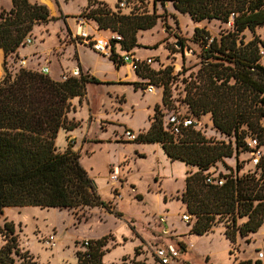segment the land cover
<instances>
[{"label":"rangeland","instance_id":"374dc122","mask_svg":"<svg viewBox=\"0 0 264 264\" xmlns=\"http://www.w3.org/2000/svg\"><path fill=\"white\" fill-rule=\"evenodd\" d=\"M28 1L45 6L49 21L33 27L29 35L32 44L19 48L15 58L11 54L7 57L1 54L0 83L17 72V60L21 57L26 58V69L48 67V76L53 80H61L62 75L70 76L76 67L86 77L95 79L85 85L81 100H71L74 109L67 117L79 125L72 133L65 132V137L57 136L56 146L64 151L73 142L72 150L79 154V161L95 182L101 199L122 216L117 217L100 207L7 209L0 217V227L5 221L14 223L21 252L28 251L36 264H70L66 255L71 252L77 259L83 252V240L96 241L105 237L101 248L105 264L109 258L117 264H131L132 260L157 264L155 250L167 245L180 249L179 264H239L245 261L254 264L256 252L264 251V225L253 236L237 237L235 243L224 240L223 222L213 226L205 237L195 235L193 239L189 231L194 219L189 224L182 220L188 213L179 197L184 191L185 178L197 168L171 161L160 144L141 145L123 136L124 130L136 135L145 133L155 121L163 124L171 112H190L186 100L199 85L203 62L202 48L194 39V30L200 28L220 38L230 29L227 23L218 20L194 22L187 14H177L170 0H132L133 5L122 9L118 6L120 0H114L111 7L101 0H95L91 7H88V0ZM98 3L121 14L155 13L159 16L151 29L137 31L138 46L131 50L140 58L151 60L149 66L141 67L143 74L151 72L148 78L139 77L124 65H115L107 56L88 46H79L80 40L73 38L79 18L90 27L92 38L107 39L114 33L99 30L88 17ZM10 5V0H0V9L9 10ZM241 36L244 42L254 36L264 42V25L253 32L245 29ZM79 58L87 70L82 71ZM261 63L264 66V57ZM165 82L169 94L163 104ZM148 85L157 87L154 93L147 92ZM198 119L202 124L198 132L207 140L233 144V138L225 137L213 127L209 113ZM251 156L250 152H239L237 157L217 162L207 173L211 179H216L220 174H228L231 166L236 174V159L242 164L237 175L253 172ZM68 234L72 235L71 239L66 237ZM4 243L0 237V247ZM42 254L47 257L42 258ZM59 256L61 261L56 263Z\"/></svg>","mask_w":264,"mask_h":264},{"label":"trees","instance_id":"16d2710c","mask_svg":"<svg viewBox=\"0 0 264 264\" xmlns=\"http://www.w3.org/2000/svg\"><path fill=\"white\" fill-rule=\"evenodd\" d=\"M10 1L9 10L0 9V60L1 50L4 57L11 54L15 58L33 27L49 21L45 6L28 0ZM170 1L176 12L187 14L194 22L227 23L230 14H234L232 26L220 38L195 28L194 39L202 48L203 62L199 85L186 100L189 114L198 118L209 113L213 127L234 142L210 141L192 128L175 137L163 130L160 121H155L137 136V144H160L171 161L197 168L185 178L179 197L191 220L194 219L190 234L203 236L223 222L225 238L235 243L237 237L257 233L264 225V156L253 165V172L240 176L237 172L242 164L236 159V174L229 167L228 174L212 179L223 180L220 186L207 182L210 178L207 171L224 158L237 157L239 152L252 153L247 138L255 139L257 148L264 147V66L260 53L264 42L255 36L244 42L240 37L245 29L253 32L264 25V0ZM94 3L95 0H88V7ZM88 17L99 30L120 35L119 43L125 51L138 46L137 31L151 29L159 18L155 13L113 12L100 3ZM108 58L115 65H122L114 53ZM135 73L148 78L151 72L143 74V68H138ZM90 81L95 79L82 73L79 77L53 80L36 71L19 69L0 83V217L8 207L67 210L100 207L122 216L101 199L79 161V154L72 150L73 142L64 151L56 146L59 130L69 132L78 127L79 123L69 120L67 115L74 109L71 100H81ZM168 94L165 82L163 104ZM0 237L5 242L0 247V264H36L28 251L21 252L12 221L3 223ZM104 242L105 237L91 240L90 246L78 254L76 264H105L101 251ZM131 264L145 262L132 260Z\"/></svg>","mask_w":264,"mask_h":264},{"label":"built area","instance_id":"2783aa9c","mask_svg":"<svg viewBox=\"0 0 264 264\" xmlns=\"http://www.w3.org/2000/svg\"><path fill=\"white\" fill-rule=\"evenodd\" d=\"M132 4V0H120L118 3V6L120 9L122 8H128ZM234 18V14H230L229 21L227 22L228 27L232 26V21ZM93 35L90 34L85 29V23L84 20L79 18L78 19V24L76 25V30L75 34L73 35V38H78L80 41L78 42L79 44H83L85 46H88L90 49L93 51L109 57L112 53H114L119 62L122 63V65H128L131 71L135 72L138 70V68H141L142 66L147 67L151 64V60L149 58L142 59L138 56H136L132 51H125L121 49L120 46V40L121 37L120 35L113 33L110 38L104 39V38H92ZM32 44V37L27 36L23 42H22V47L23 46H29ZM262 57H264V49H261L260 51ZM17 69H26L27 67V61L26 58L21 57L17 60ZM17 70V71H18ZM31 71H36L44 75H49L50 70L46 66L40 67L38 70H33V69H27ZM16 73V72H15ZM14 74V73H13ZM70 76L73 77H79L80 76V71L79 69L73 68L72 73ZM67 76L62 75L61 80H65ZM157 89L156 86L154 85H148L147 87V92L149 94L154 93V91ZM202 127V124L200 120L194 116H192L189 113H174L171 112L169 113L163 122V130L171 134L172 136H178L181 135L182 132L186 129H194L199 131ZM123 136L125 139L129 142H134L137 139V136L135 133H133L130 130H124L123 131ZM247 145L253 149L254 151L251 153V160L253 165H256L262 156V151L260 148H257V142L255 139L249 138L247 140ZM208 183H214L217 185H222L223 180H217L213 181L211 178L207 179ZM182 220L185 222V224H188L191 220V216L189 214H185L182 216ZM50 240H53V236L50 237ZM91 240H83L81 242V246L83 249H86L90 246ZM155 258L158 262V264H179L180 260V249L176 246L173 245H167L163 247H158L155 250ZM256 261H260L264 263V251L259 250L256 252Z\"/></svg>","mask_w":264,"mask_h":264},{"label":"crops","instance_id":"0c3cea01","mask_svg":"<svg viewBox=\"0 0 264 264\" xmlns=\"http://www.w3.org/2000/svg\"><path fill=\"white\" fill-rule=\"evenodd\" d=\"M41 1V0H40ZM101 1H104V3H106V4H108L110 7H111V5L113 4V2H114V0H101ZM11 2V1H10ZM9 8H11V5H10V7ZM177 14H179L178 12H176ZM201 22H203V21H201ZM90 27L89 26H87V25H85V29L88 31V32H90L88 29H89ZM79 46H82V47H84V48H87V46H85V45H83V44H79ZM22 50H24V49H22ZM92 50V49H91ZM93 51V50H92ZM1 53H3V51L1 50ZM4 54V53H3ZM136 55V54H135ZM137 56V55H136ZM139 57V56H138ZM79 65H80V68L82 69V71L83 70H87V68L85 67V65L81 62V59L79 58ZM123 67H129L128 65H125L124 64V66ZM73 131H69L68 133H72ZM60 134H62L63 136L65 135V131L64 130H60L59 132H58V134H57V136H59ZM65 137V136H64ZM63 141H64V139H63ZM141 145H145V144H141ZM164 153V152H163ZM262 155L264 156V147H263V152H262ZM166 156V155H165ZM183 165H185L184 163H183ZM184 167H186V165L184 166ZM229 167H231V166H229ZM94 184H95V182H94ZM97 187V186H96ZM183 205V204H182ZM26 208H32V207H24V208H15V207H8V208H4V210H3V212L5 211V210H7V209H15L16 211H22L23 209H26ZM26 211H28L27 209H26ZM19 222H22L21 221V219L19 218V220H18ZM255 234V233H254ZM254 234H250L251 236H253ZM71 236L72 235H70V234H68V235H66V237L68 238V239H71ZM88 237H90L91 239H96L95 237H92V236H89V235H87ZM192 236V235H191ZM204 237H205V235H203ZM193 237V239L194 238H196V236L195 235H193L192 236ZM226 242H228L227 240H226V238L224 239ZM191 241V240H190ZM210 241V240H209ZM183 251V250H182ZM70 254L71 255H69V256H67L66 255V257L68 258V259H70L69 261H70V264H76V259L74 258V257H72V253L70 252ZM60 255V254H59ZM42 258H46L47 257V254H42V256H41ZM65 257V258H66ZM61 256H59V258H58V260L56 261V263L57 262H60L61 261ZM109 258V257H108ZM256 259V258H255ZM108 260V263L107 264H110V263H115V262H111V260H110V258L109 259H107Z\"/></svg>","mask_w":264,"mask_h":264},{"label":"bare ground","instance_id":"6f19581e","mask_svg":"<svg viewBox=\"0 0 264 264\" xmlns=\"http://www.w3.org/2000/svg\"><path fill=\"white\" fill-rule=\"evenodd\" d=\"M41 1H43V2H45V3H48L47 2V0H41ZM2 77V70H1V65H0V78Z\"/></svg>","mask_w":264,"mask_h":264}]
</instances>
